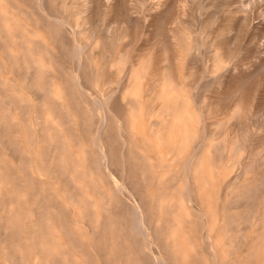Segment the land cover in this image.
<instances>
[{
  "label": "rangeland",
  "instance_id": "rangeland-1",
  "mask_svg": "<svg viewBox=\"0 0 264 264\" xmlns=\"http://www.w3.org/2000/svg\"><path fill=\"white\" fill-rule=\"evenodd\" d=\"M0 107V264H264V0H0Z\"/></svg>",
  "mask_w": 264,
  "mask_h": 264
},
{
  "label": "bare ground",
  "instance_id": "bare-ground-1",
  "mask_svg": "<svg viewBox=\"0 0 264 264\" xmlns=\"http://www.w3.org/2000/svg\"><path fill=\"white\" fill-rule=\"evenodd\" d=\"M243 1H245V0H243ZM247 1V0H246ZM243 3V2H242ZM244 4V3H243ZM244 6V5H243ZM14 50V49H13ZM45 106V105H44ZM0 110H1V107H0ZM62 110V109H61ZM71 116V115H70ZM61 119V118H60ZM51 139V138H50ZM76 189V188H75ZM78 189V188H77ZM72 190H74V189H72ZM81 190V189H80ZM82 191V190H81ZM83 192V191H82ZM48 223V222H47ZM51 224V223H50ZM42 236V235H41Z\"/></svg>",
  "mask_w": 264,
  "mask_h": 264
}]
</instances>
